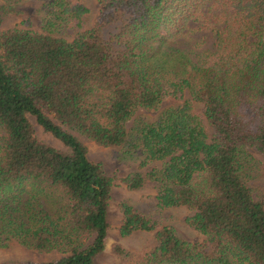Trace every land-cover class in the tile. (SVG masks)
<instances>
[{
    "label": "trees",
    "instance_id": "1",
    "mask_svg": "<svg viewBox=\"0 0 264 264\" xmlns=\"http://www.w3.org/2000/svg\"><path fill=\"white\" fill-rule=\"evenodd\" d=\"M42 10V32L0 28V247L60 257L0 264H96L104 250L113 181L67 128L139 160L147 172L128 187L154 180L157 208L186 207L204 236L181 239L124 204L120 235L153 232L157 245L117 243L119 264H264V193L252 195L246 151L264 153V0H99L90 25L84 0ZM138 108L158 115L129 128Z\"/></svg>",
    "mask_w": 264,
    "mask_h": 264
},
{
    "label": "rangeland",
    "instance_id": "2",
    "mask_svg": "<svg viewBox=\"0 0 264 264\" xmlns=\"http://www.w3.org/2000/svg\"><path fill=\"white\" fill-rule=\"evenodd\" d=\"M89 8L87 24L93 23L99 8V0H84ZM43 0H0L2 10L0 28L2 30L9 28L33 29L42 32L44 10H42ZM196 38L202 36L205 39L204 46H209L213 41L212 34L206 31H199L194 34ZM203 42V41H202ZM177 101L170 98L163 104L165 106L176 104ZM158 115V111H150L144 108H138L133 118L128 122L129 128L138 127L146 122L153 121ZM33 124L35 135L46 143L56 147L59 150L66 151V147L60 141L36 123L33 117H29ZM54 121L57 119L51 115ZM76 135L88 148V158L93 162L100 163L104 171L112 178L113 186L111 198L108 204L107 220L109 223L105 247L95 259L96 264H119V257L113 252V246L117 243L126 249L137 252L143 249H153L157 243L153 237V232H136L130 236L122 237L119 233V227L122 220L123 205L129 204L137 211L146 214L158 220L160 225H170L174 228L176 234L184 240L199 242L204 239L198 231L189 226L185 219L189 214L186 207H174L159 209L156 206L157 183L152 179H147L144 186L139 189H130L127 178L134 171L146 173L147 167H140L139 160L126 158L117 147H104L96 144L94 141L84 137L76 131L67 128ZM247 153L252 157L255 174L248 181L252 189L254 199L264 193V153L253 146L246 147ZM60 257L55 251H37L32 248L24 247L19 243L12 241L8 247H0V261L20 262L36 261L47 262Z\"/></svg>",
    "mask_w": 264,
    "mask_h": 264
}]
</instances>
